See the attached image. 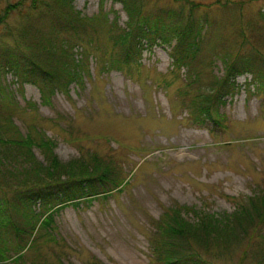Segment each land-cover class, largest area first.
<instances>
[{"label":"rangeland","instance_id":"obj_1","mask_svg":"<svg viewBox=\"0 0 264 264\" xmlns=\"http://www.w3.org/2000/svg\"><path fill=\"white\" fill-rule=\"evenodd\" d=\"M69 1L73 10L91 18L78 33L80 39L72 33L60 36L68 42L75 79L44 98L36 85L1 68L0 120L8 114L21 135L36 140L43 134L62 163H110L121 184L54 206L49 233L56 241L38 237L21 251L17 264L56 259L61 264H154V222L167 208L177 204L196 214L222 215L244 197L264 196V95L256 92L251 75H237L236 90L220 101L208 97L220 122L210 131L193 124L189 115L192 100L205 104V95L212 94L214 77L224 74L226 54L257 51L264 63V0H188L200 3L194 12H207L212 25L190 34L197 46L188 47L187 64H172L176 41L171 37L166 42L141 40L138 60L127 66L119 62L122 70L111 63L121 50L112 37L128 28L122 3ZM185 1L143 2L154 12L183 9ZM33 5L31 0H0V48L21 45L20 25L33 32L29 27L49 29L51 15ZM242 20L249 32L238 38L234 33ZM31 150L45 165L42 151L35 145ZM182 216L188 223L196 218L192 211ZM260 235L264 239V232ZM0 237L12 241L7 231L0 230ZM246 245L241 238L202 254L214 264H261L244 250ZM190 246L198 252L197 242Z\"/></svg>","mask_w":264,"mask_h":264},{"label":"trees","instance_id":"obj_2","mask_svg":"<svg viewBox=\"0 0 264 264\" xmlns=\"http://www.w3.org/2000/svg\"><path fill=\"white\" fill-rule=\"evenodd\" d=\"M31 1L33 6H39L51 15L52 24L46 31L29 27L36 30L35 32L26 25H20L16 34L23 48L19 43L1 47L0 69L5 68L17 78L36 85L41 96L45 98L53 88L63 87L75 79V70L69 63L72 57L68 54V42L60 36L72 33L78 39V33L88 27L91 18L88 20L73 10L69 0ZM117 1L122 3L128 17L127 30L112 37L117 40L116 45L121 50L115 54L117 56H111V63L117 64V68L121 70L123 67L119 62L127 66L138 60L141 40L152 42L158 39L166 42L171 37L176 41L170 52L172 64L175 67L185 66L188 47L197 46L196 41H190V34L212 25V19L207 12L199 10L198 15L194 12L193 9L196 6L199 8L200 3L187 0L185 2L188 5H182L183 9L161 8L153 12L146 10L144 0ZM258 16L261 17V13ZM197 22L205 27L197 26ZM242 23L243 26L239 23L235 29L234 34L238 33V38L245 37L243 33L249 32L247 24H244L247 21L242 20ZM165 27L168 28L167 31ZM236 41L237 39L234 44L238 43ZM240 41L243 46L244 43ZM250 48L253 49L252 45ZM240 52L241 54L237 52L233 56L232 53L226 54L224 74L217 79L214 77L212 94L205 95L206 103L191 101L189 115L193 124L210 131L209 126L211 128L220 123L213 117L217 115L215 106H211L208 100L215 96V100L220 101L223 96L233 93L236 90L234 78L239 74L249 73L256 92L264 95V63L257 59L258 52ZM252 87L254 88L253 85ZM1 117L0 230L9 232L12 241L0 237V264H17L23 256L21 251L35 245L38 237L56 241L49 233L54 206L108 192L120 185L121 181L112 172V165L102 163L100 159L86 164L88 168L76 161L60 162L52 155V144L47 137L41 134L35 140V136L29 133L23 136L9 120L8 114ZM34 145L42 151L45 165L35 160L31 150ZM36 204L39 205L38 211L34 210ZM189 211L196 217L194 222H190L192 224L182 216ZM154 228L155 238L151 246L154 264H214L203 257V251L214 247L221 249V246L225 248V245L241 238L247 244L244 250L254 253L256 261L258 259V262L264 264V239L260 235V232H264L262 195L244 197L242 202L235 203L231 212L222 215L206 212L196 214L183 205L175 204L164 210L161 217L154 222ZM196 242L198 252L190 246ZM59 257L61 256L57 258ZM37 264L47 262L41 261ZM48 264L61 263L56 259Z\"/></svg>","mask_w":264,"mask_h":264}]
</instances>
